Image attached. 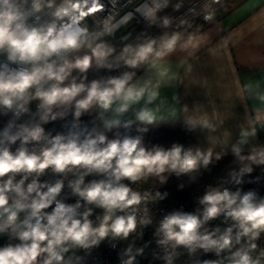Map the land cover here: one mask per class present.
Here are the masks:
<instances>
[{
  "label": "clouds",
  "instance_id": "1",
  "mask_svg": "<svg viewBox=\"0 0 264 264\" xmlns=\"http://www.w3.org/2000/svg\"><path fill=\"white\" fill-rule=\"evenodd\" d=\"M166 3L139 0L117 18L104 0H0V264H82L77 251L90 252L109 237L126 240L137 230L139 206L149 197L125 180L135 183L154 174L163 182L165 172L191 173L211 162L212 149H149L140 136L107 134L161 119L159 110L149 105L157 100L169 72L162 62L180 44L181 34L127 43L119 51L107 37L136 15L154 23ZM169 23L163 20L164 26ZM193 40L189 36L187 44ZM121 65L133 71L88 80L90 69ZM145 71H153L158 79L141 83ZM93 113L85 122L83 117ZM57 120L63 121L64 131L46 130ZM261 120L264 117L256 116L253 124ZM189 123L193 128L212 126L206 116ZM256 133L255 126L242 129L232 151L240 161L261 165L264 148L242 155L240 147ZM49 169L61 178L42 181ZM252 171L245 165L233 178L239 184L243 174ZM90 175L100 178L86 182ZM66 179L78 197L75 203L61 199ZM156 196L163 199L159 192ZM200 203L201 213L175 211L159 222L157 244L165 246L168 264V249L181 246L190 252H227V264H264V249L253 255L264 233V198L254 191L213 188ZM93 206L104 211L98 223L90 218ZM221 215L231 219V226L209 231L205 225ZM150 223L144 217L139 220L141 226ZM132 251L131 246L124 250V264L136 260ZM137 251L142 254L144 249Z\"/></svg>",
  "mask_w": 264,
  "mask_h": 264
},
{
  "label": "crops",
  "instance_id": "2",
  "mask_svg": "<svg viewBox=\"0 0 264 264\" xmlns=\"http://www.w3.org/2000/svg\"><path fill=\"white\" fill-rule=\"evenodd\" d=\"M217 16L203 29L183 36L175 51L164 58L163 66L169 72L157 100L149 105L159 110L161 119L107 134L110 138L140 136L143 144L165 149L187 137L196 150L212 149L211 161L224 167L230 164L228 172H239L245 165L264 172V164L240 161L232 151L241 130L250 131L253 126L257 133L240 145L242 155L264 148V120L253 124L256 116L264 117V0H225ZM189 36L194 37L192 44H187ZM149 77L153 82L158 79L153 71H145L140 82ZM201 116L212 126L197 124L193 128L189 120ZM139 127L148 130L140 131Z\"/></svg>",
  "mask_w": 264,
  "mask_h": 264
},
{
  "label": "built area",
  "instance_id": "3",
  "mask_svg": "<svg viewBox=\"0 0 264 264\" xmlns=\"http://www.w3.org/2000/svg\"><path fill=\"white\" fill-rule=\"evenodd\" d=\"M223 1L225 0H179V2L171 8L170 0H167L166 6L157 13L154 23H150L140 15H136L128 24L122 25L116 30L114 36L107 37V39L117 48V51H119L127 43L136 45L138 43L147 42V40L150 39H157L158 41L163 34L176 32L180 28L191 23L203 22L204 24H210L219 13V6ZM104 2L109 12L115 10L118 14L117 18H119L126 8L134 9L139 3V0H132V2L128 4H126V0H112L110 7L108 0H104ZM160 2L163 4L165 0H160ZM96 15L102 16L103 14L98 13ZM165 18H168L170 21L168 26L163 25V20ZM167 29L170 31L165 33ZM118 70L120 74L125 71H131V69L123 65H121ZM90 76L91 75H89L88 78ZM93 118V114L92 116L86 115L83 117L85 122H90ZM62 125L63 121L57 120L46 125V130L52 131L53 134L62 132L65 130ZM174 146H183L185 149L196 150L187 137H180ZM238 174L239 172H235L206 180L200 187L178 195L180 196V200H174L172 196L165 195V193L147 183L146 177L135 183L125 180L124 182L128 183L134 191L142 195L147 194L149 197L147 201L139 206V211L137 212V230L133 234H130L126 240L109 237L102 241L98 248H94L87 253L84 251H77L76 254L83 257L82 264H124L128 258V256L124 254V250L131 246L133 249L131 255L136 256V260L133 261V264H168L165 259V246L157 244L158 237L155 234L159 222L164 216L175 211L201 213L204 206L200 203V200L207 191L213 188H219L221 190L228 188L230 191L239 190L242 194L248 191H254L258 198H264V172L252 171L251 173H244L241 177V183L237 184L233 176ZM58 178H61V174L53 173L49 169L46 170L41 180L54 182ZM71 178L73 177L70 175L68 179ZM99 178L98 176L90 175L85 179L86 182H88L92 179ZM157 192L163 196V199L156 196ZM61 199L68 203H75L78 199L67 186V179L65 180V188L61 193ZM144 209H147L146 213ZM103 214V209L93 206V214L90 218L93 219L94 223H98V218L102 217ZM141 217L150 219L151 223L147 226H141L139 224ZM232 223L231 219H225V217L221 215L210 220L205 227L209 231L215 230L216 228H220V230L223 231L228 226H231ZM256 243L258 244V248L253 255L258 254L260 249H264V233L261 234ZM113 244L116 246L115 248L112 247ZM139 248L144 249L142 254L137 251ZM168 253L172 254L171 264H203L205 260H224L225 264H227V260L225 259L227 252L217 254L215 250L205 252L202 248H197L194 252H190L187 248L181 246L175 250L168 249Z\"/></svg>",
  "mask_w": 264,
  "mask_h": 264
},
{
  "label": "rangeland",
  "instance_id": "4",
  "mask_svg": "<svg viewBox=\"0 0 264 264\" xmlns=\"http://www.w3.org/2000/svg\"><path fill=\"white\" fill-rule=\"evenodd\" d=\"M179 0H170V7H174ZM198 25H202L200 23H191L189 25L184 26L181 30H189L187 35L192 34L198 27ZM181 27V26H180ZM179 27V28H180ZM180 29L177 30L181 31ZM170 31L169 29L165 30V33ZM164 35V34H163ZM162 35V36H163ZM121 75L118 68H114L112 70L109 69H99L95 70L91 73V76L88 78L89 81L95 78L100 77H108V76H119ZM149 149L157 148V146H152L148 144H144ZM162 148V147H161ZM171 148V147H170ZM217 162L211 161L209 165L206 167L201 165L198 170L193 171L191 173H181L176 174L175 172H165L163 173L164 180L163 182L160 179V176L150 175L146 177L147 183L154 186L156 189L162 191L163 193L167 194L168 196H177L181 195L185 192H190L195 188H198L202 185V183L207 179H214L223 175H227L230 173L235 172H228L226 167H230V164H226L225 167L220 165ZM219 164V165H217ZM241 169V167L239 168Z\"/></svg>",
  "mask_w": 264,
  "mask_h": 264
},
{
  "label": "trees",
  "instance_id": "5",
  "mask_svg": "<svg viewBox=\"0 0 264 264\" xmlns=\"http://www.w3.org/2000/svg\"><path fill=\"white\" fill-rule=\"evenodd\" d=\"M219 11V10H218ZM218 19V16L216 17H214V21H216ZM200 24H202V25H198V27H197V29L195 30V31H198V30H201V29H203L204 27H206L208 24H204L203 22H199ZM177 32V31H176ZM176 32H171L170 34H165V35H167V36H171L173 33H176ZM180 34H181V36L183 37V36H185V35H187V32L189 33V30H187V32H186V30H182V31H178ZM165 35H163V36H165ZM162 36V37H163ZM161 37V38H162ZM160 38V39H161ZM159 39V40H160ZM158 40V41H159ZM143 67V66H142ZM96 69H90L89 70V72H88V76L93 72V71H95ZM131 71H133V70H131ZM135 71H137V73L139 72V70H135ZM186 193V192H185Z\"/></svg>",
  "mask_w": 264,
  "mask_h": 264
},
{
  "label": "bare ground",
  "instance_id": "6",
  "mask_svg": "<svg viewBox=\"0 0 264 264\" xmlns=\"http://www.w3.org/2000/svg\"><path fill=\"white\" fill-rule=\"evenodd\" d=\"M172 198L174 199V200H180V196H172Z\"/></svg>",
  "mask_w": 264,
  "mask_h": 264
},
{
  "label": "flooded vegetation",
  "instance_id": "7",
  "mask_svg": "<svg viewBox=\"0 0 264 264\" xmlns=\"http://www.w3.org/2000/svg\"><path fill=\"white\" fill-rule=\"evenodd\" d=\"M91 75V74H90Z\"/></svg>",
  "mask_w": 264,
  "mask_h": 264
}]
</instances>
